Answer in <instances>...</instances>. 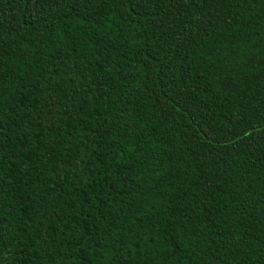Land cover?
I'll list each match as a JSON object with an SVG mask.
<instances>
[{
	"label": "trees",
	"instance_id": "obj_1",
	"mask_svg": "<svg viewBox=\"0 0 264 264\" xmlns=\"http://www.w3.org/2000/svg\"><path fill=\"white\" fill-rule=\"evenodd\" d=\"M0 264H264V0H0Z\"/></svg>",
	"mask_w": 264,
	"mask_h": 264
}]
</instances>
